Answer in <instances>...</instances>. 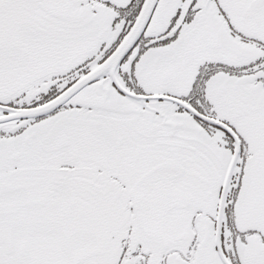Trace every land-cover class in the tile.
Wrapping results in <instances>:
<instances>
[{
	"label": "snow or ice",
	"instance_id": "6c2138e0",
	"mask_svg": "<svg viewBox=\"0 0 264 264\" xmlns=\"http://www.w3.org/2000/svg\"><path fill=\"white\" fill-rule=\"evenodd\" d=\"M0 264H264V0H0Z\"/></svg>",
	"mask_w": 264,
	"mask_h": 264
}]
</instances>
